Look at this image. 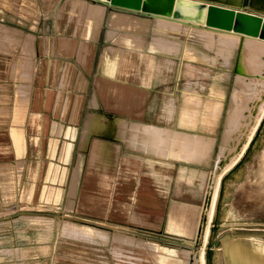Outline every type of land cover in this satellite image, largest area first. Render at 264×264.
Masks as SVG:
<instances>
[{"label": "rangeland", "instance_id": "374dc122", "mask_svg": "<svg viewBox=\"0 0 264 264\" xmlns=\"http://www.w3.org/2000/svg\"><path fill=\"white\" fill-rule=\"evenodd\" d=\"M69 1L71 12L74 11L77 18L74 24L71 21L66 22L65 25H69L67 27L70 28L73 24L72 34L78 37L83 35L85 27L88 30L90 23L83 22V17L88 13L90 4L96 0ZM69 1L53 0L50 9L57 10L62 7L65 15L63 17H66ZM210 1L221 5L230 4V0ZM16 4L19 5V2L12 1V6ZM0 5V19L5 17L14 19V11L10 9L8 0H2ZM262 6L264 7V4ZM107 8L108 6L107 14L114 9L109 7L108 12ZM239 8L264 14L263 9L262 11L254 8L252 0L241 1ZM126 12L144 19L148 28L136 30L114 27L117 30L125 28L140 36L137 44L128 43V46L146 44L145 47L149 50L161 51L147 46L148 40L157 34L153 28L155 24L153 15ZM6 25L17 29L19 32L16 35L20 39L7 42L0 38V168L3 167L5 171L2 175L4 184H13L16 189L21 185L23 194L21 199H9L15 204L18 202L15 207L5 205L0 210V264H160L161 262L164 264L165 261L167 262L165 256L167 254L158 252L156 249L158 245L178 250L181 259L186 260L187 264H199L197 262L201 254L204 256V264H220L216 255L223 239L235 236H255L264 239V219H261L253 208L254 200H262L261 197L259 198L260 192L255 180L264 165V116L253 130L255 120L252 123L251 118L246 117L248 105L251 103L250 98L254 94L253 90L245 86L240 87L236 82L240 37L228 62V50L219 45L210 48L204 43L207 37L202 39L203 42H197L191 37H185L182 29L174 26L160 31L164 38L179 46V51L170 54L169 57L164 54H144L142 68L150 70L153 77L159 81H177L174 87L175 97L171 96L167 102L171 108L166 106L165 109L166 119L172 120L174 125L171 129L164 128L162 153H166L165 156L152 158L146 154L144 165L138 168L143 169L137 173L140 174L137 175L138 178L140 177L139 181H131L132 174L125 177L124 167L121 170L120 166L116 167L114 179L104 182L99 181L97 177L95 181L96 176L87 173L88 167L85 166V181L82 182L76 199L68 197V177L72 166H66L63 181L58 183L54 181L52 186L53 188L58 186L61 196L45 199L42 197L44 183L41 177L32 195L30 179H34V175H26L28 170L24 171L20 179L11 174L10 171L15 169V157L10 152V132L16 120L15 110L21 111L20 115H23V119L33 108L27 104L31 95L30 83L34 79L36 66L41 61L37 44L40 49L41 41L48 38L57 41L59 38L56 40L46 34L37 37L33 32L14 25ZM59 25L60 22H55L56 28ZM198 26L202 27V25ZM25 33L34 35L35 53L34 57L29 59V73L26 71L27 55L21 43ZM36 34H41L40 28L36 30ZM237 36H240V33ZM109 42L106 43L104 38H99L96 47L104 46ZM40 53L44 55V52L40 51ZM168 64L169 70L166 68ZM246 65V71L255 76L260 67L264 68V65L259 64L256 56L247 60ZM179 67L187 68L189 72L185 76L177 75L176 70ZM247 77L249 79L250 75ZM234 90H239L237 106L229 116L226 140L221 144L219 138L223 137L224 129L221 137L220 132L225 109L231 102ZM67 92L72 94L73 89ZM220 100L221 115L215 125H210L212 114ZM73 105L69 99L67 108L63 112L61 102L57 103V110H54L55 102L47 107L44 103L41 104L39 107L43 116L40 120L41 130L37 131L33 123L30 125V131L39 133L42 146L50 132L52 120L66 119ZM87 112V107L81 101L75 113L79 117V123ZM202 123L207 125L204 126ZM187 135L194 137L193 141L188 140L191 138ZM207 135L215 138L212 144ZM166 136H169L167 142ZM176 136H178L176 142H180L177 143L178 147L174 142L176 138L171 143ZM246 142L247 145L244 146ZM171 144L173 146L175 144V147H171ZM210 145L213 148H209ZM121 152L128 154V143L121 142ZM162 153L158 151L159 155ZM23 163L24 157H20L17 160L19 174ZM35 163L32 166L34 172L42 169L38 165V160ZM128 168V171L133 173L135 168ZM46 170L47 168L43 166L42 171ZM71 177L70 189L74 190H70V194L71 192L73 194L77 184L76 172ZM217 180L219 189L206 237L202 232L206 222V202L209 200L210 189H213ZM83 188L87 191L83 192ZM129 194L142 196L133 201ZM132 201L136 205H133ZM181 202L190 205L187 213L189 217L185 220H178L172 213L173 208L185 207ZM132 205L130 209L140 212L139 219L135 217V211L128 212V207ZM230 205L235 208L237 215L228 219L224 217V212ZM193 206L199 208L198 217Z\"/></svg>", "mask_w": 264, "mask_h": 264}, {"label": "crops", "instance_id": "0c3cea01", "mask_svg": "<svg viewBox=\"0 0 264 264\" xmlns=\"http://www.w3.org/2000/svg\"><path fill=\"white\" fill-rule=\"evenodd\" d=\"M12 1L14 0H8L10 9L14 11V19L5 17L0 19V22L33 32L37 37L46 34L56 40L59 39L55 41L48 38V40L41 41L40 49L38 44L36 46L41 61L36 66L34 79L30 83L32 86L31 95L27 104L33 108L27 112L23 119V115H20L21 111L15 110L16 120L10 132V152L15 157V169L9 170L11 174L19 179L24 171L28 170L26 175L33 174L34 179H30L32 195L36 189L37 181L41 177L44 183V185L42 184L44 187L42 197L45 199L61 196L58 186H54V188L52 186L54 181L57 183L63 181L66 166L69 165L72 166V170L68 177L67 193L68 197H75V199L81 190L82 182L85 181V166L88 167L87 173L96 176L95 181L97 177L99 181L104 182L114 179L118 166L121 167V170L124 167L125 177L132 174L130 180L139 181L140 177L138 178L137 175L140 176V174L137 173L141 172L142 168L140 170L138 168L144 165L146 154L152 158L166 154L162 153L164 128L171 129L174 125L172 120L166 119L165 109L171 108L167 102L171 96L175 97L174 87L177 82L159 81L153 77L150 70L142 68L144 64L142 56L144 54H164L169 57L173 53L149 50L145 47L146 44L144 46H128V43L137 44L140 36L126 29L117 30L111 27L108 24L109 7L107 14V5L104 2L102 3L105 5V9L101 20L95 19L91 13L92 5L90 4L88 13L83 17V22L90 23L88 30L85 27L83 35L75 37L72 34V29L77 16L74 11L71 12L69 0L66 17H63L65 15L62 7L57 10L50 9V3L53 0H16L19 2V5L16 4L17 7L12 6ZM199 1L219 4L209 0ZM98 2L101 3L96 0V3ZM57 21L60 22V25L56 28L55 22ZM71 21L73 24L69 28L67 27L69 25H65V23ZM3 23H0V38L7 42L18 41L20 37L16 33L18 34L19 31ZM103 27H105L104 30ZM38 28L41 31L39 35L36 34ZM207 34L199 31L201 38L199 42H203L202 39H205ZM117 35L119 36L117 37ZM99 38H104L106 43L110 42L97 48L96 44ZM151 41L152 37L148 40L147 46L151 47ZM21 43L27 55L26 71L29 73V59L33 58L35 53L34 35L25 33ZM204 43L207 41L204 40ZM1 44L3 45V43ZM40 51L44 52V55H41ZM167 59L165 58V60ZM169 67L168 64L166 68L169 70ZM176 71L177 75L183 74L184 76L189 72L184 67H179ZM71 89H73V93L68 94L67 91ZM19 98L21 99L20 95ZM69 99L74 104L73 108L69 109L66 119L52 120L50 132L42 146L39 133L30 131V125L33 123L36 125L37 131L41 130L40 120L43 119V116L39 107L43 103L47 107L50 103L55 102L54 110H57V103L61 102V111L64 112ZM81 101L87 107L88 112L79 123V117L75 113H77V107ZM217 106L212 114L210 125H215L221 115L218 113ZM38 119L39 123H37ZM76 119L77 121H75ZM224 121L220 137L224 129ZM202 125L206 126L207 124L202 123ZM207 137L212 144L215 138L208 135ZM167 138L168 136L165 138L166 142ZM121 142L128 143V154L121 152ZM209 148H213L212 145ZM158 151H161L162 155H159ZM20 157H24V163L20 167L21 173L19 174L17 160ZM37 160L42 169L34 172L32 166L36 164ZM43 166L47 168L45 172L42 171ZM128 167L136 170L134 169L131 173L128 171ZM74 172L77 174V184L75 194L71 192V196L70 184L72 185L71 176ZM4 174L5 171L1 167L0 210L5 205L15 207L18 202L15 204L13 200L21 199L23 194L21 185H18L16 189L13 184H4L5 180L2 179ZM85 191L87 190L83 188V192ZM131 195L129 194L133 201L142 196L141 194ZM9 199H13L12 202ZM133 201V205H136ZM181 203L185 207L190 206L185 202ZM133 205L128 207V212L135 211L130 209ZM174 209L178 208H173L172 213H174ZM135 217L140 218L139 211H135Z\"/></svg>", "mask_w": 264, "mask_h": 264}, {"label": "bare ground", "instance_id": "6f19581e", "mask_svg": "<svg viewBox=\"0 0 264 264\" xmlns=\"http://www.w3.org/2000/svg\"><path fill=\"white\" fill-rule=\"evenodd\" d=\"M241 1L243 0H230L229 5H223V4L222 5L232 7L237 12H249V11L241 10L239 8V4ZM200 3L208 4L206 2H202L199 0H179L177 11L181 15H185L191 18H197L201 14L200 9L198 7V4ZM252 4L254 8L258 10L259 9L264 10V7L262 6L264 4V0H252ZM91 5H92L91 13L95 16V19L101 20L103 13H104L105 5L102 2L101 3L93 2L91 3ZM249 14L260 18L259 32L256 34H252L249 32H244L239 29L234 30V31H238L240 33V36H237L239 33L238 32L234 33L233 30L216 29V28H211L207 26L205 27V25L204 27L203 25L201 27V26H198L200 24L198 23L196 24V22H188L181 18H176V17L167 18V17H162V16H153L154 21H155V24H153V28H154V31L157 32V34H154L152 36V41L150 45L152 48H157L165 53H176L179 50L178 45L164 38L163 35L160 34V31L168 30L169 27L174 26V27L182 29L183 35L185 37L186 36L191 37V39L197 42L201 41V38L199 37V31H203V32L208 33L206 41L210 48H213V47L215 48V47H218L219 45L221 48L228 50L229 55H228L227 61L229 62L230 58L233 55L235 46L238 42V39H239L238 37H240L239 62L237 65L236 82L239 84L238 86L240 87L245 86L250 89L252 88L253 90L254 94H252L250 98L251 103L248 105V108H247L248 113L246 117L248 116L249 118H251L252 123L255 120L254 125H253V130H255L257 128L258 121H261V119L264 116V68L260 67L255 76L253 73L250 74L246 71V68H247L246 61L256 56L259 59V64H261L262 66L264 65V14H260L256 12H249ZM253 22L254 20H250V19L247 22L246 21L241 22V20H238V26L241 27V25H244L245 23L246 25H248V27H251V25H253ZM108 24L111 27H126L129 29H136V30L147 28V22L144 19H141L137 15L131 14L126 11H122L120 9L110 11V15L108 17ZM189 45L187 44V46ZM247 75H250L249 79ZM238 94H239V90L238 91L234 90L232 93V99L231 100L229 99L231 102L228 106H226L227 108L225 109V116H224V120H225L224 121V131H223V137H221V144H223L226 140L225 133L228 127L229 116L236 109L237 101H238ZM221 109H222V102H219L217 106L219 115L221 114ZM179 135L181 136V134ZM172 136H175V135H172ZM177 137L178 136L174 137L171 140V143H172V141L176 138L174 140L176 147L179 146V145L177 146V143L178 144L180 143V142H176L178 141ZM181 137H179V140L182 141V139H180ZM187 137L191 138L192 136L187 135ZM193 138L191 139L188 138V140H192ZM167 139L169 140V136ZM175 144L174 146L173 144H171V147H175ZM181 144L185 145V143H182V142ZM246 145H247V142L245 143L244 146ZM263 164H264V160H263ZM255 183L260 192L259 198L261 197L262 200H254L253 208L256 210L257 215L261 219H264V165H263V169H261L259 173L257 174ZM218 189H219V181L217 180L213 189L212 188L210 189L211 191L209 194V200L206 202L207 203L206 205L207 209L205 210L206 222L203 225L204 231H202L204 232L205 236L209 232L208 231L209 224L213 217V211H214L213 205L215 203ZM189 207L190 206L174 209L173 216H175V218H177L178 220H181V219L185 220L186 218L189 217L187 214ZM193 207L195 210V215H197L198 217L199 208L196 206H193ZM225 209L227 210L226 212H224L225 218L229 219L233 217L234 215H237V213H235V208L233 206L230 205L229 207H226ZM202 236L204 238V235ZM156 249L160 253L167 254L165 255L167 256L166 257L167 262L165 261L164 263V260L162 259L164 264H187L186 260L181 259V253L172 247H164L162 245H158ZM200 254L201 253H199V255ZM203 257L204 256H202L201 254L199 262L197 263L204 264ZM216 259L218 260L220 264H264V239L260 237H255V236H247V237L235 236L233 238L231 237L225 238L222 241L219 252H217ZM160 264H162V262Z\"/></svg>", "mask_w": 264, "mask_h": 264}, {"label": "water", "instance_id": "95a60500", "mask_svg": "<svg viewBox=\"0 0 264 264\" xmlns=\"http://www.w3.org/2000/svg\"><path fill=\"white\" fill-rule=\"evenodd\" d=\"M104 2L108 7L120 8L128 11L139 12L145 15H160L164 17H176L188 22H196L207 27L222 30H242L256 34L259 32L260 18L252 16L249 12H237L234 8L214 3H200V16L191 18L178 13L179 0H99ZM254 20L253 25L248 27L244 23L238 26V20Z\"/></svg>", "mask_w": 264, "mask_h": 264}]
</instances>
